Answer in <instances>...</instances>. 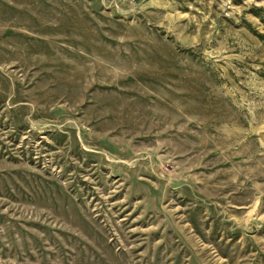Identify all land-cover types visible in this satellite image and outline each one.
<instances>
[{
    "label": "rangeland",
    "instance_id": "obj_1",
    "mask_svg": "<svg viewBox=\"0 0 264 264\" xmlns=\"http://www.w3.org/2000/svg\"><path fill=\"white\" fill-rule=\"evenodd\" d=\"M0 264H264V0H0Z\"/></svg>",
    "mask_w": 264,
    "mask_h": 264
}]
</instances>
